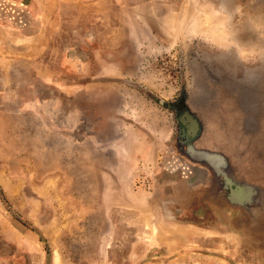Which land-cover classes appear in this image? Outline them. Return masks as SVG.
I'll list each match as a JSON object with an SVG mask.
<instances>
[{"label":"rangeland","instance_id":"rangeland-1","mask_svg":"<svg viewBox=\"0 0 264 264\" xmlns=\"http://www.w3.org/2000/svg\"><path fill=\"white\" fill-rule=\"evenodd\" d=\"M35 1L0 6V264H264V0Z\"/></svg>","mask_w":264,"mask_h":264},{"label":"crops","instance_id":"crops-1","mask_svg":"<svg viewBox=\"0 0 264 264\" xmlns=\"http://www.w3.org/2000/svg\"><path fill=\"white\" fill-rule=\"evenodd\" d=\"M1 2H0V6L1 7H3V6H6V8H7V11L11 14L12 12L11 11H9L8 10V4L10 5V6H13V7H15V11H14V14H15V18L16 19H14V21H15V24L16 25H18V29H23V28H25L26 27V24L28 23V22H31V23H36V24H38V22H41V24H42V22H44V20H45V18L47 17L46 15H45V12L44 13H42L41 12V9H40V7L42 8V6H40L39 4H38V2L37 1H35V0H29L28 2L26 1V2H24L23 0H15V1H13V0H8L7 2H6V0H0ZM11 1L12 2H14V3H11ZM35 2V3H34ZM2 9V11H3V8H1ZM1 11H0V15H1ZM17 14H18V16H17ZM20 39H23V38H19V40ZM21 43H19V45H20ZM190 116H192L193 118H195L196 119V121H197V124L200 126V123H199V120H198V118L197 117H195L194 115H192V114H190ZM183 129H184V126H183ZM246 148V149H245ZM245 151L247 152V151H250V148H249V145L248 144H246V146L244 147V149H242V148H240V150L238 151V152H236V153H238V154H236L235 155V158H238V160H241L240 161V165H238L239 166V171H241L240 169L242 168V164H245L246 163V160H244V159H246V157H244L245 156ZM251 152V154L250 155H252L253 154V157H255L256 158V153L254 154V150L253 151H250ZM262 152V150L260 149L259 151H258V153L259 154H262L261 153ZM212 153H214L215 155H218L219 157L221 156V158H222V160H223V163H222V165L220 166V167H218L217 169H215L214 171H217V173H220L222 176H223V178L225 179V175H227L228 173H229V171H227V169H228V167L229 166H231V159L234 157V156H232V155H230V154H224V153H220V152H216V151H212ZM224 165H226V167H224ZM226 173V174H225ZM229 175V174H228ZM228 175H227V177L226 178H230V175H229V177H228ZM234 180H236V182H231L230 181V183L229 184H231L233 187H238L239 188V183H237V182H241V183H243V185H241V187L240 188H247L248 186H245V184H244V182L246 183V181L243 179V177L241 176L240 178H235L234 177ZM210 185V184H209ZM208 184H199V185H197V186H202V187H198V189L197 190H194V191H192L191 193L192 194H187V195H189V197H190V199H196V201L197 200H201L202 201V203H203V205H205V206H207V207H225V209L228 207V205H227V203L225 202V201H223V200H225V199H227L226 198V196L225 195H227V193L226 194H224V195H215L213 192L212 193H206V195L204 194L205 193V191L207 190V188L208 187H210ZM253 189H254V187L256 186V185H254L253 183H251V184H249ZM250 187V188H251ZM251 188V189H252ZM227 192V191H226ZM182 195H181V193L179 192V194L175 197V198H178L179 200L181 199V198H184V197H181ZM228 196V195H227ZM187 198H188V196H187ZM223 205V206H222ZM209 233H210V231H214V230H207ZM213 236H216L217 237V235H215L214 233H212V237Z\"/></svg>","mask_w":264,"mask_h":264},{"label":"water","instance_id":"water-1","mask_svg":"<svg viewBox=\"0 0 264 264\" xmlns=\"http://www.w3.org/2000/svg\"><path fill=\"white\" fill-rule=\"evenodd\" d=\"M181 124L184 126V131L187 135V146L190 143L192 139L195 138L197 135V132L199 130V125L197 124V121L195 118L190 116L188 112H185L182 115V118H180ZM189 150V155L191 159L197 160V161H202L205 160L211 167L217 169L223 161H221V157L218 155H215L212 152L208 151H196L193 150V148H188Z\"/></svg>","mask_w":264,"mask_h":264},{"label":"bare ground","instance_id":"bare-ground-1","mask_svg":"<svg viewBox=\"0 0 264 264\" xmlns=\"http://www.w3.org/2000/svg\"><path fill=\"white\" fill-rule=\"evenodd\" d=\"M55 261H56V264H58V262H60V256L58 253L55 254Z\"/></svg>","mask_w":264,"mask_h":264}]
</instances>
